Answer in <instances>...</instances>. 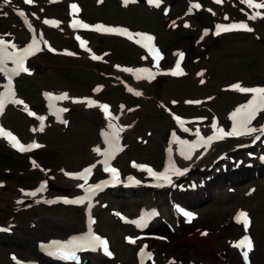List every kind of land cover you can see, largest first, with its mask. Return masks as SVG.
<instances>
[{"label":"rangeland","instance_id":"obj_1","mask_svg":"<svg viewBox=\"0 0 264 264\" xmlns=\"http://www.w3.org/2000/svg\"><path fill=\"white\" fill-rule=\"evenodd\" d=\"M81 1L84 7H79V13L87 20L120 23L131 29L145 28L155 31L159 39L156 42L166 48L164 50L168 56L172 48L185 46L186 49L192 46L191 41L200 34L198 28L212 30L216 22H244L253 29L250 32L234 30L222 35H207L206 42L201 43L196 51L198 57H202L199 65L203 67L199 66V69L207 71L210 76L205 86L197 88L198 78L195 76L197 71L192 69L193 62L188 60L187 66L193 71H185L178 78H168L166 81H164L166 77L160 78L155 81L157 84L153 83L154 85L141 83L139 85L142 93L145 89L147 96L132 100L125 94L124 98L120 97L118 95L120 89L113 87L115 82L110 80V84L104 76L114 71V62L122 61L132 64L141 62L138 58L140 53L137 54L131 44L118 39L119 37H104L95 33L88 36L83 33L86 40L83 36L79 37L87 42V46L91 47L92 51L102 56L94 62L87 56V51L74 49L80 46V43L70 39L71 32L66 31L64 36L62 25L58 32L56 26L49 24L51 28L47 30V33L51 36L54 46L61 51H72L58 52L51 56L46 53L45 58L41 54L29 61L26 65L29 70L33 68V71L30 72V76L16 80L19 93L25 98L24 102L29 110L38 111V108H44L45 101L42 93L45 91L54 95L67 93L70 97L74 94H90V87L96 82L104 84L106 91L98 96L101 99L97 101L98 104L108 102L117 108V103L123 102L129 110L126 118L131 124L128 132L125 131L121 135L125 150L118 158V162L124 166L125 171L130 160L137 159L158 165L162 159L163 140L170 125L167 116L156 111L155 105L159 100L165 101L170 107V98H174L172 101H177L174 103L177 105V111L187 117H206L208 123L212 113L217 114L221 120H225L228 108L244 100L242 92L225 89L224 86L227 84L237 82L242 87H264V18L249 19L255 11L264 13V9L249 8L241 0H222V3L206 0L207 3L204 4L206 7L202 9L205 13L201 12L199 13L201 15L196 14L186 21H181L186 0H166V3L171 5L169 15L161 13V6L158 10L149 9L144 5H132L119 9L115 0H105L100 6L95 5V0ZM25 6L26 3L23 4V7ZM45 15L47 20H58L63 25H67L69 19L77 17V13L70 12L67 15L65 4H57L46 9ZM182 22L183 25H188L187 29H190V39L185 37L189 31L179 29L182 27ZM198 23L201 24L196 28ZM167 24L168 29H172L171 26L178 29L175 32H169L166 29ZM17 27L14 19L0 18L1 31L12 30V28L15 30ZM69 46L73 49L68 48ZM108 49L111 50L110 53L105 52ZM192 55L189 54V56ZM45 61L48 64L57 65L56 69L59 70L50 66L46 67ZM97 66V69H93ZM0 80H2L1 75ZM158 84H161L157 89L162 91L159 93L162 99L154 95ZM244 95L249 94L244 93ZM192 96L203 98L195 100L199 103H187L186 99ZM86 105L85 102L67 104L68 111L64 113V121L67 123L58 124L48 118L45 122V130L38 135L29 130V126L37 125L38 121L25 115L23 105L11 104L5 110L2 122L6 127L16 132L23 141L35 139L44 143L45 146L30 153L21 154L13 151L0 140V224L9 222L14 224L9 232L0 230V264H18L20 261L27 260H34L38 264H74V261L65 263L41 255L37 251V246L51 239L65 238L76 230L83 231L85 224H83L81 209L77 212L71 206L69 211V208L59 205L17 209L9 203L20 192V187L30 189L42 183L44 178L48 180L45 190L48 197L55 194L69 196L78 192L75 188L76 183L66 178L64 170L74 172L84 164L94 162L96 156L92 155L90 147L100 142L99 132L105 127L100 117L99 106L87 107ZM263 117L264 112L257 116L251 126L259 128L260 119ZM257 135L258 133L240 137L238 142L227 140L216 144L203 159L199 160L201 162L197 164L199 168L194 171L201 172H196L193 179H188L182 184L189 193L181 194L180 190L173 191L176 203L181 204L184 199L189 203V205L185 204V207L194 213L191 220L184 217L185 221H182L181 217L173 215L170 203L166 202V198L173 189L155 194L156 202L161 204L160 209L158 208L160 215L154 225L158 223L160 230L158 235L152 237L150 241L155 259L148 264H164L169 262V259L174 260L175 264H246L242 251L232 246V240L245 233L230 221L237 207L248 209L254 218L250 233L256 245L249 253V262L264 264V164L261 165L260 170L254 168L249 171L244 170L238 176L232 175L236 179L241 178L237 182L225 181L221 172L216 175V172L224 170L223 166L220 168L221 165H228L230 158L228 156L236 160L242 157L248 159L249 155H254L255 161L264 157V135H259L258 140L255 139ZM241 146L247 149L239 150ZM213 150L215 152L211 154ZM223 153L227 155L225 161L214 169L209 168ZM27 157L37 166L33 163V169L30 168ZM96 171L97 168L94 173ZM231 174L225 175L231 177ZM215 175L216 177H213ZM95 177H98V174ZM207 178L209 180L206 181ZM194 181L199 183L204 181L203 185L200 184L202 188L199 191L186 187L188 183ZM229 187H232V192L228 190ZM251 189L253 190L250 191ZM122 195L104 196L101 202H106V206L102 208L99 205L95 212L96 231L108 241L109 250L115 254V258L110 260L111 257L106 256L102 250L105 261L84 254L79 256V261L88 260L86 264L133 263L136 244H130L132 245L130 246L124 242L123 234L130 231L129 227L123 225L112 211L136 213L140 204L150 202L151 197L150 194L145 193L137 197L134 194L133 196ZM197 196L199 199L195 201ZM78 214L77 224L74 222V217ZM108 238L112 242V248ZM142 241L138 240V243Z\"/></svg>","mask_w":264,"mask_h":264},{"label":"snow or ice","instance_id":"obj_2","mask_svg":"<svg viewBox=\"0 0 264 264\" xmlns=\"http://www.w3.org/2000/svg\"><path fill=\"white\" fill-rule=\"evenodd\" d=\"M5 4L10 3V0H3ZM25 3L31 4L33 3V0H24ZM52 2H56V0H52ZM136 0H124L125 4L128 3H134ZM162 0H148L149 4H154L156 7H159ZM216 3H222V0H215ZM242 3L246 4L249 8H255L257 10L264 9V0H259V2H256V0H241ZM199 4H193L190 6L189 11H191L192 8H199ZM70 8L72 9V14H75L79 11L78 6L76 4H71ZM20 16H24L25 14L21 11L18 13ZM264 18V13H261L260 11H255L252 15L249 16V19L255 20L257 18ZM227 19V17H225ZM45 24H52L53 26L58 25L59 21H51V20H44ZM73 29L76 28H92L96 31H102L107 33H115L119 35H127L128 39H133L134 37H138L139 39H136V43L140 44L141 41H145V43L142 45L143 47L147 48L148 51L153 55V58L155 60L162 59L159 50L155 48V46L151 43L154 40V37L146 34V33H131L126 28H117V27H110L105 26L103 24H96V25H88L87 23H84L83 21L79 19H75L71 22L70 25ZM188 26V25H186ZM29 28H31V25H29ZM216 35H219L221 32H229L234 30H244V31H253L246 23L239 22V23H231V24H218L216 25ZM208 32L205 30L204 35H207ZM80 41V46L82 48H86L87 42L82 40L79 36L76 37ZM203 39V37H201ZM41 40L43 37L41 36ZM44 43L47 45V41H44ZM17 46L15 44H10V42L5 41L3 36H0V73H2L7 80V83L2 85L4 91H0V115L4 113L5 107L8 104H17V105H23L24 110L28 113L30 116H36V113L31 112L29 110L28 105L23 101L17 98L16 93L13 88L12 84V78L14 76H19L21 73H30V70L28 67H26V60L35 55L37 52L41 51V48L39 46V41L33 37L31 43H29L26 47L20 49L19 51H9V48H16ZM49 50L55 51V49H51L49 46ZM86 50L90 51V49ZM68 55H74L73 53H67ZM181 59L183 58V53L177 54ZM91 58L93 60H99L101 59L100 56L92 55ZM9 62L13 65L12 67H9ZM124 71L128 72H134V73H143L146 74L145 76L137 75V79L141 78H147V79H153L155 77V73H153L148 68H141V69H130L125 68ZM170 74L173 76H179L183 75V71L181 69V60L178 59L176 61L175 67L170 70ZM203 83V81H201ZM233 90H238L242 93H251V98L244 104L237 106V108L230 113V120L232 121V126L229 131H225L223 128L219 127L215 121V118H213V123L211 125L213 129V134L208 135L206 138L201 136L199 133V130L195 133L197 136V140L192 141L191 143L187 141L178 140L177 143L181 144L180 153L182 156H184L185 159L191 158V152L198 148V147H209L214 141L223 140L225 137H239V136H250L253 133H260V135H264V125H262L260 128L252 127V122L257 118V116L264 112V87H242L239 83L233 84L230 86ZM131 91V89H129ZM94 91H99V88L95 89ZM49 101V109L54 111L55 114L59 117V114L62 112H67V108H57L55 102L56 101H62L71 99L67 93H61L59 95H54L53 93L45 92L43 94ZM136 95H141V93L136 92ZM73 102L80 103L85 102L88 107L93 106H99L102 111L105 114V118L109 121L108 127L111 129L110 132L105 133L102 132V135L105 137V142L109 145V148H106L103 153H101L104 156V159L102 161L104 165V171L111 174V181L104 180L100 181L96 184H87L88 178L92 174L93 168L96 167V165H91L89 167L84 168L79 173H65V175H68L75 179H81L85 183L79 184L78 187L84 189L85 195L81 197H76L74 199L69 198H58L62 199L64 203L67 204H82L85 201H89V207L91 206V198L94 197L99 191H102L103 188L110 183H118V170L114 167L110 166V161L115 157L116 153L121 151V147L119 144V133L122 132L124 129L121 128L118 125H114L112 123L113 120L117 119L116 117L112 116V113L109 111V105L107 104H98L97 101L91 100L88 98H85L84 101L74 99ZM175 103V101H173ZM187 103H199V101H187ZM123 107V106H122ZM41 121V127L40 131H43V121L45 120V117L39 116L37 117ZM175 119L177 120L178 124L181 128H183L184 131H188L187 128H184V123L179 116H176ZM63 123H67V121H62ZM175 136V134H173ZM0 138H6L11 146L15 149H17L20 152H27L31 151L35 148H40L42 145L36 143L35 141L25 145L21 143V141L11 132L6 129H4L2 126H0ZM255 139H260V136H256ZM255 142V141H254ZM94 151L100 153V149H94ZM261 159H264V157H261ZM34 166L35 165V162ZM133 167H137L141 170L146 171L149 176L154 177L157 181H163L164 183L171 184V175H182L184 172L187 171V169H180L178 168L174 163H169L162 171L157 172L153 170L151 167L147 165H138L135 162H133ZM128 180L132 184H139L140 181L136 180L133 177H128ZM87 185V186H86ZM46 190V183L42 182L40 186L35 190L26 193V195L30 196H36L38 192H44ZM23 191V190H22ZM48 203H52L53 201H47ZM186 217H188L189 220H191L194 217V214L191 212H184L183 213ZM116 215L120 216V213H116ZM156 215V213L153 211L150 214L142 213L141 216L132 221H127L126 218L121 216V219H125V222H130L135 224L137 227H146L147 226V220L151 218V216ZM235 220L237 223H242L245 230V235L239 240L233 243V247H236L238 249H241L242 256L246 262V264H249V253L253 250L254 245L251 237L247 234L248 229L250 227L251 221L248 216V213L241 210L237 213ZM95 221L90 217L89 218V230L88 232L81 234L79 236H72L66 241H59V240H53L49 242L47 245L41 244V249L45 251L49 256H52L57 259L65 260V261H74L76 264H79V257L77 256V252L80 251H97V249H102L104 254L111 257L113 254L109 250L108 241L99 235H96L91 228V225L94 224ZM206 234V233H205ZM130 243H135V240L131 237L126 238ZM153 254L149 251H147V246L145 245L142 247L138 253V257L140 258V264H145L146 260H151ZM13 259L15 260V256H13ZM169 264H175L174 260H169Z\"/></svg>","mask_w":264,"mask_h":264},{"label":"bare ground","instance_id":"obj_3","mask_svg":"<svg viewBox=\"0 0 264 264\" xmlns=\"http://www.w3.org/2000/svg\"><path fill=\"white\" fill-rule=\"evenodd\" d=\"M182 42H183V41H182ZM183 43H184V42H183ZM35 55H36V54H35ZM35 55H33L32 57H34ZM168 68H169V67H168ZM133 73H134V72H133ZM177 145H178V143L175 142V146H176V147H177ZM182 160L185 161L186 159L183 158ZM237 164H238V163H237ZM186 165H188V163L185 164L184 166H186ZM239 165H240V164H239ZM189 166H192V165L189 164ZM191 168L194 169L193 166H192ZM233 171H238L239 173H242V172H243V170H236V169L233 168V167H229V168H227V170L224 171V173L222 174V175H224L223 178H224L225 181H233V182H236V181H237V180L231 178L229 175H228V177H227V175H225V174H227V172H233ZM235 175L237 176V173H235ZM152 179H153V178H152ZM36 189H37V188H36ZM31 191H35V190L33 189V190H25V191H23L22 194H20L19 196H17L16 198H14V199L12 200L11 205H15V204H24V203H28V202H31V201H33V200H38V199L42 198L43 192H38V193L36 194V196L26 195V193L31 192ZM198 199H199V198H197L195 201H197ZM3 226H4L5 229H9L10 227H13V226H12L11 224H9V223L4 224ZM72 236H73V235H72ZM72 236H71V237H72ZM216 237L218 238V236H216ZM22 247L24 248V246H22Z\"/></svg>","mask_w":264,"mask_h":264}]
</instances>
